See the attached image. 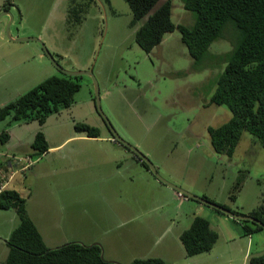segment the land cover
I'll use <instances>...</instances> for the list:
<instances>
[{"label": "rangeland", "instance_id": "obj_1", "mask_svg": "<svg viewBox=\"0 0 264 264\" xmlns=\"http://www.w3.org/2000/svg\"><path fill=\"white\" fill-rule=\"evenodd\" d=\"M68 1L0 0V107L51 76H63L47 51L62 70L92 71L104 116L93 103L92 78L81 75L74 103L49 116L42 127L35 120L17 123L10 117L0 122V134L11 136L10 143L33 141V134L42 130L53 146L32 158L30 167L35 168L23 170V181L35 192L26 210L38 220L46 246L97 243L104 260L119 264L135 259L245 264L248 238L253 250L264 240L263 233L262 238L244 236L237 221L182 198L140 163L135 165L132 153L118 147L111 134L113 130L135 147L161 178L183 191L241 215L262 205L264 145L243 132L229 157L213 151L207 132L232 117L226 106L211 104L210 99L225 68L224 56L234 46L233 26L228 24L208 56L196 63L177 31L164 35L151 54L144 53L134 40L140 24L129 26L132 15L124 0H110V5L104 0L90 5L77 1L86 6L79 23V17L68 19ZM171 3L172 22L192 27L194 13L185 10L181 0ZM9 22L11 40L5 33ZM22 38L39 42L17 41ZM75 123L97 128L99 137L76 132ZM22 189L26 197L28 189ZM194 216L208 220L212 228L218 226L213 230L219 239L209 253L189 257L179 236ZM7 251L0 242V261Z\"/></svg>", "mask_w": 264, "mask_h": 264}, {"label": "trees", "instance_id": "obj_2", "mask_svg": "<svg viewBox=\"0 0 264 264\" xmlns=\"http://www.w3.org/2000/svg\"><path fill=\"white\" fill-rule=\"evenodd\" d=\"M77 1L82 0L68 1L67 17H79V23L86 6ZM94 1L96 0H87L86 4L90 5ZM101 1L103 4V0ZM159 1L124 0L132 15L129 26L140 24L134 33L135 43L148 55L161 44L164 35L177 31L191 59L200 63L208 56L211 44L222 38L225 27L228 24L233 26L236 32L234 46L224 56L225 68L218 76L210 99L211 104L226 106L232 117L219 127L207 129L210 145L215 153L230 157L243 132L249 133L264 145V0H181L183 8L195 15L192 27L174 24L171 20V0L161 1L157 6ZM104 3L110 5V0H104ZM62 75L45 79L24 95L1 106L0 122L10 117L11 121L17 123L35 120L42 127L47 118L60 108H69L80 89L79 78ZM94 101L93 98L95 106ZM74 129L89 138L99 137L97 128L83 123H75ZM8 137L6 132H2L0 141L3 143ZM122 148L131 152L124 146ZM31 149L32 156L37 158L48 152L49 145L42 130L35 133ZM132 157L149 171L148 166L134 153ZM239 182L238 179L234 188H238ZM231 198L233 200L235 197ZM0 210H11L19 219V225L5 242L8 251L0 264H117L102 259V248L95 244L72 242L48 248L27 213L26 200L15 190L0 191ZM248 215L264 224V201ZM237 222L244 236L262 235L261 233L264 236V230L258 224L251 221ZM217 239L218 235L209 221L200 216H194L190 226L179 236L189 257L209 253ZM251 263L264 264V255L253 258ZM130 264L165 263L160 259H135Z\"/></svg>", "mask_w": 264, "mask_h": 264}, {"label": "crops", "instance_id": "obj_3", "mask_svg": "<svg viewBox=\"0 0 264 264\" xmlns=\"http://www.w3.org/2000/svg\"><path fill=\"white\" fill-rule=\"evenodd\" d=\"M35 134V133H34ZM33 134V136H34ZM46 137V136H45ZM33 139V138H32ZM47 140V139H46ZM11 141V136L8 137V139L5 142H1L0 146V191L3 189H10V190H15L17 191L21 197H23L26 200V203H29L30 200L33 199L35 196V192H32L30 188H28V184L23 181V179L26 178V172L23 171L25 168V158L30 157V158H35L33 157V151L31 149V141H24L18 139L16 143H10ZM48 142V140H47ZM116 144V143H115ZM49 145V143H48ZM120 145L118 144V147ZM49 148H53V146L49 145ZM46 154V153H45ZM125 157L128 156V152L124 153ZM43 156V155H42ZM41 156V157H42ZM129 158V157H127ZM134 164H139L135 159H131ZM33 162V161H32ZM35 168V164L30 167L27 170H32ZM23 174V176H21ZM20 179H22L20 181ZM32 179H30V185H31ZM28 189L27 196H22L21 191L24 193L23 189ZM25 195V193H24ZM183 198V197H182ZM41 206L39 204V214L37 215L40 217L42 215L41 211ZM29 217L33 221L35 225H37V219L35 218L33 211L29 208ZM217 214V213H216ZM219 215V214H218ZM221 216V215H220ZM223 217V216H221ZM19 225V219L16 216V214L11 211H2L0 210V242L6 246L5 242L10 236L11 232ZM212 228V227H211ZM212 229H219L218 226H214ZM215 231V230H214ZM218 235L219 239V234L217 231H215ZM260 238H262V235H258ZM217 239V241H218ZM264 246V240L262 238V242L254 245V249L251 250L249 238L247 241V248L244 250V255L242 259H245V257L248 254L255 253L259 251V249H262ZM7 248V246H6ZM1 262V261H0ZM243 264V263H242Z\"/></svg>", "mask_w": 264, "mask_h": 264}, {"label": "water", "instance_id": "obj_4", "mask_svg": "<svg viewBox=\"0 0 264 264\" xmlns=\"http://www.w3.org/2000/svg\"><path fill=\"white\" fill-rule=\"evenodd\" d=\"M12 20V16L10 15V21ZM9 28H10V22L8 23L7 27H6V30H5V33L8 37L9 40H11V37L9 36ZM28 40H35V41H38V39H32V38H22V39H17V41H28ZM44 53H46L49 57V59L51 60V62L55 65V67L60 71L62 72L64 75L66 76H69V77H78V76H81V75H88L92 78V81H93V87H94V99H95V109L96 111L102 116V118H104V116L102 115V112H101V108H100V98H99V90H98V84H97V81L92 73V71H65V70H62L56 63L55 61L52 59V57L50 56L49 52L47 51H44ZM111 134L113 136V138L122 146L126 147L129 151H131L132 153H134L141 161H143L147 166H148V169L149 171L154 175V177L159 180L161 183L163 184H166L168 186H170L171 188H173L179 195L181 196H184L186 198H189V199H192V200H195V201H198L200 203H202L203 205H206L212 209H215L219 212H221L222 214L234 219V220H237V221H251L253 223H256L258 224L259 226H261L264 230V224L257 220V219H254L252 218L251 216H244V215H240V214H236L232 211H229L228 209L218 205V204H215L211 201H208L204 198H199V197H196L186 191H183L182 189H180L179 187L175 186V185H172L171 183H168L167 181H165L163 178L160 177V175L157 173L154 165L151 163V161L146 157L144 156L142 153H140L135 147L129 145L128 143H126L125 141H123L118 135L116 132H114L113 130L111 131ZM95 245H98L100 246L99 244L97 243H93ZM91 245V244H90ZM264 255V248L261 250V251H258V252H255V253H252L248 256L245 264H252L251 263V260L253 258H258V257H261ZM101 258H103V253L101 251ZM117 263V262H115ZM119 264V263H117Z\"/></svg>", "mask_w": 264, "mask_h": 264}, {"label": "built area", "instance_id": "obj_5", "mask_svg": "<svg viewBox=\"0 0 264 264\" xmlns=\"http://www.w3.org/2000/svg\"><path fill=\"white\" fill-rule=\"evenodd\" d=\"M114 141V140H113ZM25 161L28 163L27 165H25L24 166V168L26 169V168H28V167H30L31 165H32V158H30V157H27L26 159H25Z\"/></svg>", "mask_w": 264, "mask_h": 264}, {"label": "clouds", "instance_id": "obj_6", "mask_svg": "<svg viewBox=\"0 0 264 264\" xmlns=\"http://www.w3.org/2000/svg\"><path fill=\"white\" fill-rule=\"evenodd\" d=\"M113 140H114V142L116 143V140L114 139V138H112ZM118 143V142H117ZM181 197H183V196H181ZM184 198V197H183ZM186 198V197H185Z\"/></svg>", "mask_w": 264, "mask_h": 264}, {"label": "flooded vegetation", "instance_id": "obj_7", "mask_svg": "<svg viewBox=\"0 0 264 264\" xmlns=\"http://www.w3.org/2000/svg\"><path fill=\"white\" fill-rule=\"evenodd\" d=\"M2 9H3V8H2ZM2 9H1V10H2ZM10 25H11V23H10ZM119 145H120V144H119ZM202 198H203V197H202ZM204 199H205V198H204ZM206 200H207V199H206ZM240 215H241V214H240ZM244 216H249V215H244Z\"/></svg>", "mask_w": 264, "mask_h": 264}]
</instances>
